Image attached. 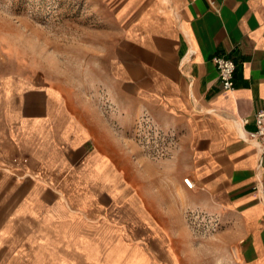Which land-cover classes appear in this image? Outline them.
Returning <instances> with one entry per match:
<instances>
[{"label": "crops", "instance_id": "1", "mask_svg": "<svg viewBox=\"0 0 264 264\" xmlns=\"http://www.w3.org/2000/svg\"><path fill=\"white\" fill-rule=\"evenodd\" d=\"M100 1L116 4L118 108L0 81V264H264V169L248 139L264 109V0ZM218 55L236 63L232 89ZM144 110L180 139L157 174L129 141ZM187 208L217 220L210 244Z\"/></svg>", "mask_w": 264, "mask_h": 264}, {"label": "rangeland", "instance_id": "2", "mask_svg": "<svg viewBox=\"0 0 264 264\" xmlns=\"http://www.w3.org/2000/svg\"><path fill=\"white\" fill-rule=\"evenodd\" d=\"M115 6L100 0H0V81L9 87L52 84L104 110L118 108L109 86L107 50L116 36ZM128 136L154 174L180 149L176 133L146 110L135 118ZM165 182L175 194V180L167 177ZM151 186L158 189V179ZM184 217L204 245L220 230L210 228L213 217L205 212L187 208Z\"/></svg>", "mask_w": 264, "mask_h": 264}, {"label": "built area", "instance_id": "3", "mask_svg": "<svg viewBox=\"0 0 264 264\" xmlns=\"http://www.w3.org/2000/svg\"><path fill=\"white\" fill-rule=\"evenodd\" d=\"M213 61L217 66L218 77L222 87L225 90L234 88V72L236 70L235 61L232 58L221 55L215 56L213 58ZM255 124H256V129L254 131L249 132L248 139L255 141L257 148L260 150L261 152L260 166L264 169V109H260L256 112ZM159 138L160 140L166 139L164 138V135H160ZM184 182L188 187L190 188L193 187V183L190 180V178H184ZM256 188L264 191V184H261L260 186H256ZM212 220H210L211 222L210 228L215 231L216 228L218 227V222L214 218H212ZM195 224L196 222H194V225ZM195 226H198V224H196ZM207 226L209 227V225Z\"/></svg>", "mask_w": 264, "mask_h": 264}]
</instances>
